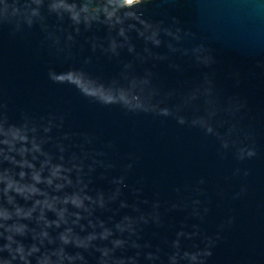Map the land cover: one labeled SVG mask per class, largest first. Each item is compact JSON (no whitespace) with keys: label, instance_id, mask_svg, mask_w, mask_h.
<instances>
[{"label":"water","instance_id":"water-1","mask_svg":"<svg viewBox=\"0 0 264 264\" xmlns=\"http://www.w3.org/2000/svg\"><path fill=\"white\" fill-rule=\"evenodd\" d=\"M0 264H264V0H0Z\"/></svg>","mask_w":264,"mask_h":264},{"label":"built area","instance_id":"built-area-1","mask_svg":"<svg viewBox=\"0 0 264 264\" xmlns=\"http://www.w3.org/2000/svg\"><path fill=\"white\" fill-rule=\"evenodd\" d=\"M124 1H125V4H131V3L128 2V0H124ZM135 1H142V0H133V2H135Z\"/></svg>","mask_w":264,"mask_h":264},{"label":"snow or ice","instance_id":"snow-or-ice-1","mask_svg":"<svg viewBox=\"0 0 264 264\" xmlns=\"http://www.w3.org/2000/svg\"><path fill=\"white\" fill-rule=\"evenodd\" d=\"M128 2H129V3H132V2H133V0H128Z\"/></svg>","mask_w":264,"mask_h":264}]
</instances>
